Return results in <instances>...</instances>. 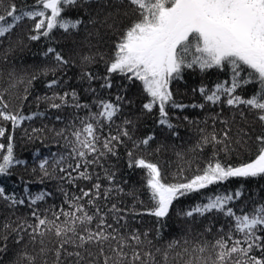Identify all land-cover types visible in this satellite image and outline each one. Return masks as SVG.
I'll use <instances>...</instances> for the list:
<instances>
[{"label": "trees", "instance_id": "1", "mask_svg": "<svg viewBox=\"0 0 264 264\" xmlns=\"http://www.w3.org/2000/svg\"><path fill=\"white\" fill-rule=\"evenodd\" d=\"M12 4L21 11L37 7L35 0H0V15H6ZM62 15L80 18L83 23L75 30L65 32L56 28L48 37L32 40L30 37L37 34L36 21L25 18L9 33L0 36V108L6 105L3 110L9 113L32 117L15 127L10 121L0 119V126L5 128V135L0 137V144L5 145L0 149V159L6 154L11 137L13 156L23 162L14 163L9 174H0V187L17 201H24L13 204L0 197V264H77V260L79 264H105L106 259L108 264H214L219 249L213 245L218 239L223 237L230 246L233 240L243 238L242 233L235 232V217L216 210L204 215L194 213L191 217L184 213L207 203L209 197L233 195L227 206L236 215L251 214L264 205V176L229 178L210 185L177 199L166 217L157 218L149 214L154 202L146 187V170L129 167V163L144 158L158 165L165 183H185L201 174L209 163L219 161L238 166L254 159L256 137L264 135V122L258 119V113L244 105H227L228 95L223 92L220 101L213 104L199 91L204 87L210 93L217 84L231 87V66L203 71L198 66L185 68L182 78L171 81L175 101L188 107L166 106L172 125L169 128L159 123L158 105L151 112L143 108L150 97L140 81L135 78L129 81L121 73L108 72L116 44L139 18L128 0H88L87 5L82 4ZM49 48L59 52L67 63L58 62L54 53H48ZM241 76L250 83L241 81L235 95L250 98L262 94L258 79L249 77L247 70ZM53 80L57 84L50 87ZM109 83L111 87L104 86ZM72 92L76 93L75 98ZM64 93H69L67 103L59 109L52 108L51 103H61L58 97ZM118 96L123 99L117 100ZM100 101L119 104L120 110L112 121L98 117L97 124L91 119L90 114L102 110ZM77 103L88 107L77 108ZM201 104L204 106L199 107ZM85 118L97 124L98 148L106 138L119 135L125 129L129 135H120L119 141L112 142L114 154L100 148L106 154L88 167L91 180L81 179L77 172H72L77 178L70 182L59 166L51 163L65 154L66 141L56 133L70 124L81 127L80 121ZM64 135L72 139L67 130ZM213 135L221 142H204L205 137L211 140ZM148 136L153 138L147 145L140 143ZM44 159L50 161L47 176L40 168ZM66 163L75 165L72 160ZM96 183L101 185V196L94 204L88 203L91 196L78 201L89 214H95L96 219L88 225L77 224V234L86 236V228L97 231L99 217L105 215L107 225L112 226L105 227V232L117 239L93 241L83 247L65 244L58 262L56 250L65 237L56 235L55 225L65 226L67 218L62 214L57 218L55 214L72 210L73 197L82 196L81 190L95 192ZM108 189L111 192L104 197ZM237 191L241 193L239 197L234 195ZM41 193L47 195L33 203L35 196ZM112 205L120 211H112ZM96 207L101 210L98 214ZM33 212L37 216H33ZM37 217L54 221L55 225L41 226L34 232ZM48 227L50 231L46 230ZM133 235H138L139 241L133 240ZM121 238L127 242L123 248L126 257L113 251ZM201 248L204 251H200ZM67 252H80L82 259L68 256ZM134 252L140 254L139 260L133 261ZM148 253L151 256L146 255ZM252 255L259 257L261 253L257 249ZM238 258L233 256L232 261Z\"/></svg>", "mask_w": 264, "mask_h": 264}, {"label": "snow or ice", "instance_id": "2", "mask_svg": "<svg viewBox=\"0 0 264 264\" xmlns=\"http://www.w3.org/2000/svg\"><path fill=\"white\" fill-rule=\"evenodd\" d=\"M35 2L37 7L24 11L17 9L15 4L10 5L6 10V15H0V36L9 33L25 18L36 21L34 27L37 34L30 37L32 40H38L40 36L48 37L56 28L63 29L65 32L75 30L83 23L82 19L64 17L62 14L75 10L82 4L87 5L88 0H35ZM128 4L133 6L139 18L125 30L116 44L114 59L110 63L108 72L121 73L129 81L133 78L140 81L144 92L150 97L149 102L145 103L143 108L151 112L154 106L158 105L161 125L172 127L168 121L166 106L188 107V105L177 103L170 89L171 81L182 78L181 73L185 68L191 69L198 66L203 71L226 65L231 66L233 75L231 87L217 84L216 89L210 93L201 87L200 93L206 101L215 104L220 101L221 92H223L228 95L227 105L247 106L249 109L255 110L258 113V119L264 122V0H128ZM48 53H54L58 62L67 63L55 49L49 48ZM85 59L89 58L85 57ZM246 70L249 77L259 80L262 94H254L250 98H242L234 94L240 87L241 81L244 84L250 83V80L241 76V73ZM87 75L89 79L92 78L91 74ZM55 84L57 81L53 80L49 86ZM104 86L111 87V84ZM68 96L69 93H64L58 97L61 103H51L50 106L56 109L61 108L67 103ZM71 96L75 98L76 93L72 92ZM122 99L123 97H117V100ZM99 106L102 109L99 113L90 114L91 119L96 120L97 124L99 123L98 117L112 121L120 110L119 104L108 101H100ZM196 106L192 105V107ZM198 106L203 107L204 105ZM6 107L4 105L3 108H0V119L10 121L14 127L21 121L32 118L9 113L3 110ZM75 107L86 108L88 106L77 103ZM59 119L60 117H57V120ZM80 123L81 127L70 124L67 129H61L56 133L57 136H63L66 141L63 145L65 154L51 162L54 166H59L60 172L65 173L70 182L77 178L72 176V172H77L81 179L91 180L88 167L98 163L99 157L104 156L106 152L114 154L112 142L119 141L120 135H129L125 129L119 135L106 138L98 148L100 137L97 133V124L90 122L88 118L81 120ZM126 123L130 122L126 121ZM66 130L72 139L64 135ZM4 135L5 128L0 126V137ZM152 138V136H148L140 143L147 145ZM204 142L219 143L221 141H217L213 135L211 140L205 137ZM4 148L5 145L0 144V149ZM100 148L106 152L101 151ZM90 156L95 158L89 159ZM69 160L75 161V165L66 163ZM14 163L23 162L15 160L11 137H9L6 154L2 155V159H0V174H9L10 167ZM49 164L48 159H44L40 163V168L45 176L49 175ZM133 166L146 170V187L154 202V208L149 210V214L157 218H164L169 214L174 201L190 193L198 192L229 178L264 176V135L256 137L254 159L238 166L225 165L219 161L209 163L201 174L195 175L185 183H165L158 165L148 162L144 158L130 161L129 167ZM108 179L111 180L112 176L109 175ZM93 188L95 192L92 189L81 190L82 196L73 197L70 201L72 210L55 214L57 218L61 214L67 218L65 226L55 225L54 221H48L47 218L37 217L38 224L33 228L34 232L38 231L41 226L55 225L56 235L65 237L60 248L56 250L58 262L61 249L65 244L83 247L85 243L93 241L102 242L117 239V236L112 233L105 232V227H112L107 225L105 215H100L97 231L93 232L86 228V236L77 234V224L88 225L96 219L95 214H89L84 205L78 203L84 197L91 196L88 203L94 204L95 199L101 196V185L96 183ZM109 192L111 189L103 193L104 197H107ZM240 194L237 191L234 195L239 197ZM45 195L47 194L41 193L35 196L32 202L43 200ZM0 197L11 200L13 204L24 203L23 200L17 201L14 196L7 195L3 187H0ZM233 198V195L209 197L207 203L196 205L184 215L188 217L193 216L194 213L204 215L216 210L228 217H235V232L242 233L243 238L233 240L230 246L229 241L223 237L218 239L213 245L219 249L214 264H229L233 256L239 258L232 261V264H264V235H258V233H264V205L254 209L251 214L236 215L233 209L227 206ZM111 210L120 211L116 205H112ZM100 211V208L96 207V213L98 214ZM78 213L79 215H77ZM32 215L37 216V213L33 212ZM46 230L50 231L51 228L48 227ZM68 233L73 235L69 236ZM229 235L231 236V233ZM131 238L139 241L138 235H133ZM77 240H79V244H77ZM126 246L127 242L121 238L118 247L113 251L121 257H126L127 253L123 251ZM257 249L261 253L259 257L252 255ZM200 251H204V249L201 248ZM67 255L82 259L80 252H67ZM146 255L151 256V253ZM139 259L140 254L134 252L133 261ZM77 264H79V260H77ZM105 264H108L107 259Z\"/></svg>", "mask_w": 264, "mask_h": 264}]
</instances>
